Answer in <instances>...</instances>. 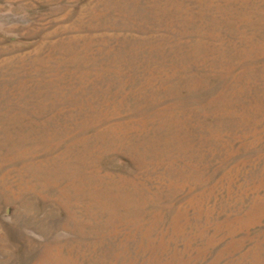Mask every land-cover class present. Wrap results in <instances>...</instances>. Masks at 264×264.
<instances>
[{"label": "rangeland", "instance_id": "rangeland-1", "mask_svg": "<svg viewBox=\"0 0 264 264\" xmlns=\"http://www.w3.org/2000/svg\"><path fill=\"white\" fill-rule=\"evenodd\" d=\"M0 264H264V0H0Z\"/></svg>", "mask_w": 264, "mask_h": 264}]
</instances>
